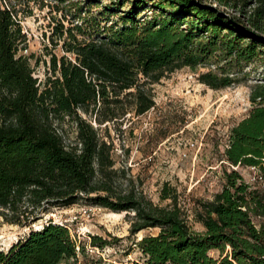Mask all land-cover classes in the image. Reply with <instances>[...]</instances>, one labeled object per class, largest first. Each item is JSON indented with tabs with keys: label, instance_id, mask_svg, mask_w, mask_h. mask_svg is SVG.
<instances>
[{
	"label": "trees",
	"instance_id": "1",
	"mask_svg": "<svg viewBox=\"0 0 264 264\" xmlns=\"http://www.w3.org/2000/svg\"><path fill=\"white\" fill-rule=\"evenodd\" d=\"M142 1L134 0L118 19L109 18L114 9L106 6L67 27L65 53L51 54L42 81L33 54L23 53L28 37L19 9L0 0V216L29 227L0 246V264L77 259L84 247L67 224L51 218L34 223L52 207L82 201L115 213L133 211L132 233L158 227L135 242L147 264H264V82L250 94L249 115L231 127L223 159L231 168L223 187L202 202L203 231L194 230L175 204L161 207L142 194L116 190L112 147L93 124L129 111L142 115L156 104L146 84L183 67L214 63L218 70L200 72L198 80L215 89L239 83L231 67L263 57L264 34L257 28L264 8L248 26L198 0H158L157 12L138 17ZM241 165L256 170L255 181L239 172ZM170 196L163 187L161 198ZM97 238L92 244L103 245Z\"/></svg>",
	"mask_w": 264,
	"mask_h": 264
},
{
	"label": "rangeland",
	"instance_id": "2",
	"mask_svg": "<svg viewBox=\"0 0 264 264\" xmlns=\"http://www.w3.org/2000/svg\"><path fill=\"white\" fill-rule=\"evenodd\" d=\"M198 1L232 17H239L248 26L253 17H259L258 10L264 8V0ZM11 2L19 9L23 31L28 37V46L23 53L33 54L35 75L42 81L50 73L51 54L65 53L63 44L69 37L67 27L81 23L82 18L89 15L97 16V12L106 6L114 9L109 18L118 19L135 3L134 0ZM158 2L143 0L138 17L157 12ZM171 9L167 8L168 11ZM261 14L257 30L264 34V11ZM245 41L248 42L247 39ZM262 56L232 66L230 71L237 72L239 83L218 89L197 78L200 72L209 68L218 70L217 64L208 63L196 70L183 67L167 72L158 82L146 84L156 104L142 115L129 111L124 117L105 123L93 120L112 147L115 164L110 179L115 189L142 194L161 207L175 204L194 230H205L198 213L202 210V202L212 199L225 184V169L231 168L223 160L230 130L248 116L254 106L250 94L256 84L264 82V52ZM219 64H226V61ZM68 129L73 136V128ZM236 168L247 180L255 181L256 170L245 165ZM163 187L167 188L170 197L161 198ZM130 214L127 211L115 214L101 205L82 201L50 208L34 225H41L50 218L68 225L84 247L77 259H71L69 264H147L135 242L146 234H156L159 228L147 227L132 233ZM28 232V226L9 223L0 216L1 247L9 246ZM93 235L103 245L92 244ZM210 254L218 257L219 252L211 250Z\"/></svg>",
	"mask_w": 264,
	"mask_h": 264
},
{
	"label": "bare ground",
	"instance_id": "3",
	"mask_svg": "<svg viewBox=\"0 0 264 264\" xmlns=\"http://www.w3.org/2000/svg\"><path fill=\"white\" fill-rule=\"evenodd\" d=\"M115 214H117V213H115Z\"/></svg>",
	"mask_w": 264,
	"mask_h": 264
}]
</instances>
